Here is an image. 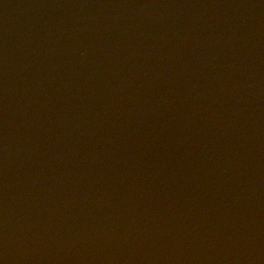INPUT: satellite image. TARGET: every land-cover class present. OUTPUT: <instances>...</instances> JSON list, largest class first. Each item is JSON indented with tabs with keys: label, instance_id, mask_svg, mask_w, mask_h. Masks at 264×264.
<instances>
[{
	"label": "water",
	"instance_id": "obj_1",
	"mask_svg": "<svg viewBox=\"0 0 264 264\" xmlns=\"http://www.w3.org/2000/svg\"><path fill=\"white\" fill-rule=\"evenodd\" d=\"M0 264H264V0H0Z\"/></svg>",
	"mask_w": 264,
	"mask_h": 264
}]
</instances>
